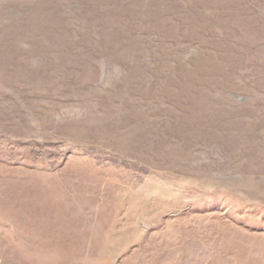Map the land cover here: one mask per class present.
<instances>
[{"label":"rangeland","instance_id":"rangeland-1","mask_svg":"<svg viewBox=\"0 0 264 264\" xmlns=\"http://www.w3.org/2000/svg\"><path fill=\"white\" fill-rule=\"evenodd\" d=\"M0 264H264V0H0Z\"/></svg>","mask_w":264,"mask_h":264}]
</instances>
